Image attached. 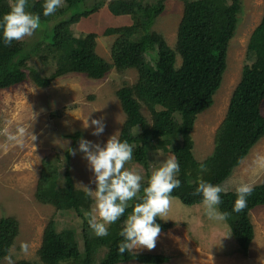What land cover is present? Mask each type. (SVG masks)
<instances>
[{
    "label": "trees",
    "instance_id": "trees-1",
    "mask_svg": "<svg viewBox=\"0 0 264 264\" xmlns=\"http://www.w3.org/2000/svg\"><path fill=\"white\" fill-rule=\"evenodd\" d=\"M242 1L185 0L176 48L152 32L156 18L165 9L163 1L148 6L139 0H114L109 3V9L115 15L129 14L134 19L131 26L119 29L123 36L114 55V65L120 69L136 68L140 71L136 85L125 86L117 91L127 114L120 140H127L134 145L135 162L147 168L150 166L149 151L154 139L162 145L164 151L170 152L169 146L191 133L198 115L214 104L215 94L222 85L227 69L228 47L238 27ZM13 2L0 0V19L10 11ZM87 3L88 0H64V6L56 13L44 16V0H28V10L41 16L42 40L30 49L24 40L13 41L11 46H5L3 30L0 29V92L29 80L40 87H48L57 76L70 72H80L100 79L112 69L113 65L95 52V34H82L79 37L72 34L73 25L103 8L107 0L91 5ZM141 30L145 32L143 38H132L134 33ZM69 41L76 43L78 49L68 56L65 47ZM44 43L46 45L43 50L48 51L51 61L56 62L58 68L50 78L29 65L32 55L40 52L41 44L43 46ZM249 51L255 55L256 60L244 67L242 79L231 97L227 117L217 135L213 155L200 162L193 156L190 146L172 147L171 152L180 163L178 178L182 182L173 196L184 203L202 201V196L193 194L200 178L222 185L264 138V17L251 36ZM178 53L182 57L180 67H177ZM147 55L153 57L154 65L151 66V62L147 61ZM145 109L154 121L153 126L148 123ZM136 129L141 131L135 133ZM49 162L52 166L58 165L53 166L56 169L54 172L61 170L58 160ZM201 163L207 166L206 172H200ZM63 168L66 169L64 188L58 189L53 199H44L62 212L68 211L67 204H71L72 210L83 219L82 229L79 233L71 224L61 228V222L51 221L45 230L40 250L41 261L17 264H121L132 260L140 264H165L171 260L166 254H119L118 244L122 239L119 233L127 213L109 226L108 236L97 237L84 216V212L91 210L93 201L83 190L76 188L69 164ZM48 172L49 169L42 174L43 185L51 177ZM143 187H147V182L143 183ZM253 189L247 198V207L243 212H235L237 218L231 225L244 254H248L255 239L250 212L264 206V182L254 185ZM221 196V211L233 212L236 192L227 191ZM159 224L162 231L172 225ZM18 233L15 219L0 220V263L7 256Z\"/></svg>",
    "mask_w": 264,
    "mask_h": 264
},
{
    "label": "rangeland",
    "instance_id": "rangeland-1",
    "mask_svg": "<svg viewBox=\"0 0 264 264\" xmlns=\"http://www.w3.org/2000/svg\"><path fill=\"white\" fill-rule=\"evenodd\" d=\"M88 1L87 4L91 5L101 0ZM113 1L107 0L103 8L82 18L71 28L75 37L82 34L96 35V54L113 65L104 77L95 79L84 73L70 72L57 76L48 87H40L33 80H29L0 92V131L8 128L15 132L20 125L37 137L36 140L26 137L22 144H17L0 135V220L15 219L19 227L18 235L0 264L40 262L45 230L51 221L61 222V228L71 224L79 233L82 229L83 219L72 210L71 204H67L68 211L62 212L54 205L46 203L44 198L53 199L58 189L64 188L66 169L63 167L67 163L78 190H83L79 184L95 190L96 185L91 183L94 173L89 169L83 153L78 151L79 141L84 138L103 145L114 134L120 139L127 120L117 91L125 86L136 85L140 71L136 68H117L114 65V55L123 36L119 29L131 26L134 19L129 14L112 13L108 5ZM139 1L145 6L158 5L163 1L165 9L156 18L152 32L162 37L169 46L176 48L185 0ZM238 17V27L228 47L227 69L222 85L215 94L214 104L198 115L191 133L173 143L190 146L193 156L200 162L213 155L217 135L227 117L231 97L242 79L244 67L256 60L255 55L249 51V43L254 30L264 17V0H243ZM42 32L41 27L32 37L24 39L28 49L42 40ZM144 35L145 32L141 30L134 33L132 38L141 39ZM44 45L46 44H41L40 52L32 55L29 65L50 78L58 68L56 62L51 61L48 51L43 50ZM65 48L68 56L78 49L77 44L71 41L67 42ZM146 58L152 66L153 57L147 55ZM181 64L182 57L178 53L177 67ZM144 112L149 119L148 123L153 126L154 121L149 111L145 109ZM100 117L105 118V131L99 137L93 136L91 133L94 127L85 128L84 121L88 119L90 124L92 119ZM140 131L134 130L135 133ZM173 145L169 146L170 152L164 151L162 145L154 139L149 151L150 166L147 168L132 159L126 167L142 169L145 177L143 183L147 182L151 172L169 156L174 155L171 152ZM70 149H76L77 154L73 156ZM49 160H58L61 170L54 172L56 169L53 166L58 165L52 166ZM48 169L51 177L43 185L42 174ZM263 182L264 138L253 147L221 186L227 192L235 191L240 183L254 186ZM138 202L139 200H134L131 204L134 206ZM93 205L94 201L91 209ZM131 209L129 207L126 210V215L131 213ZM250 216L255 239L248 254H244L231 227L237 218L235 212H231L226 221L209 220L204 214L202 202L187 204L176 198L168 220L157 217V223L172 225L161 232L155 249H140L135 253L166 254L171 260L165 264H264V206L255 208ZM22 242L30 245L27 254L20 251ZM80 244L84 252L83 242ZM103 254L104 252L101 256ZM121 264L140 263L132 260Z\"/></svg>",
    "mask_w": 264,
    "mask_h": 264
},
{
    "label": "clouds",
    "instance_id": "clouds-1",
    "mask_svg": "<svg viewBox=\"0 0 264 264\" xmlns=\"http://www.w3.org/2000/svg\"><path fill=\"white\" fill-rule=\"evenodd\" d=\"M64 6V0H44L43 15L50 16ZM41 28V16L28 10V0H14L10 4V11L0 19V29L3 30V42L5 46H11L13 41L20 42L32 37ZM84 127H94L91 133L99 137L105 131V118L88 119L84 121ZM8 141L22 144L26 137L36 140L33 132L18 125L15 132L8 128L0 131ZM79 152L87 160L89 169L94 173L91 183L96 185L95 190L87 185L79 184L85 195L92 198L94 205L91 211L84 212V216L97 237L109 235V226L123 217L126 210L132 207V212L123 221V227L119 235L122 237L118 244V252L135 254L137 250H153L161 235L162 227L156 222L157 217L167 221L169 213L175 203L173 192L181 187L178 175L181 172L180 163L175 155L169 156L161 165L155 168L147 181V187H143L145 179L143 170L132 167L127 168L133 159L134 145L127 140L121 141L117 134L110 136L103 145L81 138ZM73 156L76 149H70ZM201 173L207 171V166L200 164ZM198 186L194 195L202 196L204 214L209 220L226 221L231 213L221 211L222 193L226 189L219 184H213L204 179L198 180ZM143 187V195L141 189ZM253 186L248 183H240L236 189V200L233 212L240 213L247 207V198L253 192ZM141 202L131 204L132 201ZM30 245L28 242L20 244V251L27 254Z\"/></svg>",
    "mask_w": 264,
    "mask_h": 264
}]
</instances>
